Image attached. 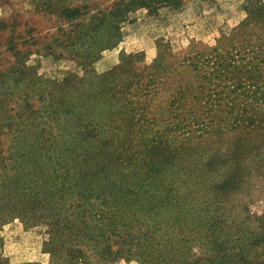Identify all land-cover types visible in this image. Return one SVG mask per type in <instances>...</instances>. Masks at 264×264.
Instances as JSON below:
<instances>
[{"label": "trees", "instance_id": "1", "mask_svg": "<svg viewBox=\"0 0 264 264\" xmlns=\"http://www.w3.org/2000/svg\"><path fill=\"white\" fill-rule=\"evenodd\" d=\"M185 1L82 13L36 0L73 25L84 73L25 81L16 111L0 117V229H43L50 264H264V205L250 208L264 204V0H243L242 19L211 45L173 50L158 38L149 62L120 52L110 70L89 68L130 13Z\"/></svg>", "mask_w": 264, "mask_h": 264}, {"label": "rangeland", "instance_id": "2", "mask_svg": "<svg viewBox=\"0 0 264 264\" xmlns=\"http://www.w3.org/2000/svg\"><path fill=\"white\" fill-rule=\"evenodd\" d=\"M59 2L63 6L79 7L82 13H87L94 8L107 7L111 0ZM242 5L243 0H187L176 10L164 8L155 15L138 9L128 15V22L121 25V39L118 45L102 52L100 58L89 68L97 74L110 70L117 64L120 52H141L145 61L149 62L154 55V42L158 38L167 40L173 50H180L190 40L211 45L219 32L226 33L232 25L242 19ZM38 9L36 0H0L2 118L12 115L14 109L16 111L25 81L33 85L45 78L80 77L84 73L72 61L76 59L73 48L77 45L72 38L66 37L69 31L74 30L73 25L65 24L54 12H42ZM86 69L88 70V67ZM2 132H5L3 128L0 129V162L7 171L9 155L6 142L1 136ZM263 205L262 202H256L250 208L259 212ZM42 235L43 229L24 230L16 220L2 226L1 257L8 264H50L55 259L40 251ZM114 264L137 263L117 260Z\"/></svg>", "mask_w": 264, "mask_h": 264}]
</instances>
